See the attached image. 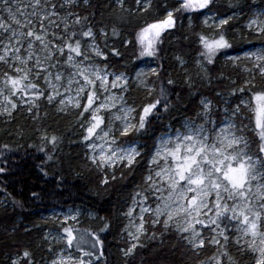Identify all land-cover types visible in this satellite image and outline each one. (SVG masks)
<instances>
[{
  "label": "snow or ice",
  "instance_id": "1",
  "mask_svg": "<svg viewBox=\"0 0 264 264\" xmlns=\"http://www.w3.org/2000/svg\"><path fill=\"white\" fill-rule=\"evenodd\" d=\"M115 3L130 15L152 17L137 24L132 39L120 41L121 47L135 49L137 61L157 59L167 33L184 20L189 26L197 20L206 31L196 33L194 63L204 76L207 66L224 58L248 78L231 90L233 99L222 108L201 98L193 116L178 127L169 125L151 145L141 143L161 109L170 111L174 80H161L160 66L110 71V58L124 54L109 48L108 32L94 31L89 17L77 11L90 0H0V119L11 122L25 111L39 120L42 105L75 112L87 159L103 173L105 186L118 172L123 179L144 162L124 214L129 221L125 256L143 247L144 239L155 240L159 227L161 237L174 235L197 255L213 248L208 264H239L237 256L246 257L245 264H264V87L256 85L257 77L264 80V0L259 5L227 0L225 12L216 0H132L134 6L126 9L127 0ZM254 7L259 10L253 12ZM112 35L120 33L113 28ZM175 59L187 70L181 56ZM185 82L194 87L190 76ZM134 89L144 91V102L129 99ZM40 140L38 151L52 162L60 138L45 131ZM3 149L11 151L7 144ZM7 170L4 157L0 174ZM32 196L39 198L36 192ZM79 215L70 210L55 217L59 230L44 239L51 236L59 247L50 242L47 264H99L103 258L102 233L109 224L85 234L74 226ZM10 264L36 261L24 249Z\"/></svg>",
  "mask_w": 264,
  "mask_h": 264
},
{
  "label": "trees",
  "instance_id": "2",
  "mask_svg": "<svg viewBox=\"0 0 264 264\" xmlns=\"http://www.w3.org/2000/svg\"><path fill=\"white\" fill-rule=\"evenodd\" d=\"M172 2L173 0H169V3ZM216 2L220 6L219 11L227 10V0ZM128 5L132 6V0H127L125 9ZM77 11L89 17L94 31L104 28L108 32L109 48L118 47L124 54L123 59L110 58L114 68L123 70L127 66L131 69L133 64L140 65L151 59L156 67L160 66L162 69L161 80L172 79L175 82L171 86L170 111L164 112L161 109L159 118H153L142 143L151 145L164 128L169 125L178 127L185 118L193 116L200 97L210 98L219 104L217 92L226 100H232L231 90L241 86L230 85L224 80L222 77L235 75L217 62L207 66L208 85L200 78L199 69L194 63L195 56H198L196 33L200 32L196 20L193 28H185L182 23L174 31L167 33L157 59L137 61L135 49L131 46L121 47L120 41L132 39L136 29L132 26L138 22L140 24L144 18L151 19V16L146 18L124 13L125 10L115 5L113 0H90L89 7H81ZM113 28L120 35L113 36ZM229 35L231 36V32ZM97 42L104 48L103 37L98 35ZM176 56H181L187 62V70L177 63ZM188 76L192 78L193 88H189L185 82ZM256 85L258 88L264 87V83L258 79ZM138 101L144 102L145 98L138 96ZM45 131L49 136L56 135L60 138L52 162L46 160L45 153L38 151L42 143L40 135ZM79 134L74 121L68 125L63 119H53L46 105L41 106L39 120L20 112L15 114L11 122L0 120V154H3L0 159L7 157L8 163V170L0 174V194L4 195L7 203L4 208L0 207V264L5 257L16 256L24 249L33 253L34 260L41 258L43 253L34 249V227L39 224L40 214L68 208L81 212L83 220L88 223L81 227L85 234L99 232L105 222L109 224L108 231L102 233L105 240L104 256L99 264H201L202 261L208 264L213 248L201 250L197 255L174 235L161 237L159 227L155 240L145 242L143 247H138L130 256L122 255L121 249L127 246L120 239L125 224L123 213L141 182L144 162L136 170L126 171L123 179H120L118 172L117 179L105 186L101 184L103 174L95 170L84 157ZM5 144L11 148L10 152L3 149ZM48 147L50 149L51 146ZM33 192L39 194L38 199L32 196ZM91 215L93 218H89ZM29 225L33 228L27 230L25 226ZM236 258L239 264H245L247 260L246 257Z\"/></svg>",
  "mask_w": 264,
  "mask_h": 264
},
{
  "label": "rangeland",
  "instance_id": "3",
  "mask_svg": "<svg viewBox=\"0 0 264 264\" xmlns=\"http://www.w3.org/2000/svg\"><path fill=\"white\" fill-rule=\"evenodd\" d=\"M114 1V3H115V0H113ZM249 2H250V0H249ZM256 3H257V5H259L260 4V0H256ZM115 5H116V3H115ZM134 5L132 4V6L131 5H128V7L127 8H129V7H133ZM119 7V6H118ZM120 8V7H119ZM259 10V8L258 7H254L253 8V12H255V11H258ZM246 12H247V9H246ZM124 13H128L127 11H124ZM129 14V13H128ZM244 15V13H240V12H237V16L238 17H242ZM133 16H146V18H147V15H141V14H139V13H137L136 15H133ZM201 19H203V18H201ZM145 20H147V19H145L144 18V20H142L141 22H140V24H142ZM241 23L243 22V21H240ZM183 24H184V26H185V28H193L194 27V21H192V23H191V26H189V21L188 20H184L183 22H182ZM196 23H197V25H198V28H199V31L201 32V31H206L204 28H203V26H202V24L200 23V21H197L196 20ZM137 24H139V22L137 23ZM137 24H135V25H133L132 26V28L133 29H135L136 28V26H137ZM179 25V24H178ZM177 25V26H178ZM175 30V29H174ZM174 30H172V31H174ZM237 31H239V29H237ZM98 36V35H97ZM98 43V42H97ZM246 47H248V48H251V45L249 44V45H246ZM197 59V56H195V60ZM217 63L219 64V65H222V66H224V67H226L231 73H232V75L234 74L235 76H233V77H228V78H226V76L225 77H222V78H224V80H227L228 82H229V84L230 85H236V84H238V85H241V82H242V80L243 79H246V78H248L247 77V73H245L243 70H242V68H235V67H233L231 64H229L224 58H221L219 61H217ZM113 65V64H112ZM148 66H152V67H156V65H155V63L151 60V59H147L146 61H144V62H142L140 65H139V68L137 69V70H139L140 68H143V69H145V70H147V67ZM199 69V68H198ZM110 71H116V70H118V69H116V68H114V66L113 67H111L110 69H109ZM199 74H200V78L204 81V83L206 84V85H208L209 84V78H208V73H207V77H205L204 76V73H202L201 71H200V69H199ZM133 75H134V73H133ZM224 74H222V76H223ZM257 79L258 80H260V81H262L263 83H264V80H261L259 77H257ZM256 79V80H257ZM232 81H236V84H233L232 83ZM240 83V84H239ZM138 96H142L143 98H145V100H146V96H145V93H144V91L142 90V89H140V90H133L131 93H130V95H129V99L130 100H136L137 102H141V101H138ZM215 96V95H214ZM201 98H207V97H200L199 98V100L201 99ZM208 99H210V98H208ZM199 100H198V104H197V109H196V111H198V105H199ZM213 101V100H212ZM224 101H226V99L225 98H223V97H220V98H218V102H219V104L218 103H216V102H214L213 101V104L214 105H216V106H218V107H220V108H222L223 106H224ZM228 101H231V100H229L228 99ZM46 107H47V110L48 111H50V113H51V115H52V117H53V119H57V120H61V119H63V120H65L66 122H67V124L69 125L70 123H72V121H74V124H75V126H76V130L77 131H79L80 132V137H79V144L82 146V149H83V152H84V157L86 158V160L89 162V160L87 159V156H86V153L88 152V149L84 146V144L82 143V141H81V130L79 129V127H78V125H77V122H76V115H75V112H69V113H60V112H57L56 111V109H55V107H52V106H47L46 105ZM20 113H23V114H25V115H28V116H31L30 114H28L27 112H25V111H21ZM0 120H2V121H4L3 119H0ZM168 128H164V130H162V132L163 131H165V130H167ZM161 133H159V134H157L156 135V137H158L159 135H160ZM153 142V141H152ZM142 143V142H141ZM90 163V162H89ZM92 166V165H91ZM95 170H97V171H99L98 169H96L94 166H92ZM100 172V171H99ZM101 173V172H100ZM103 174V173H102ZM103 176V175H102ZM135 191H136V188H135V190H134V192H133V194H132V196L134 195V193H135ZM132 196H131V198H130V200L128 201V204L126 205V208H125V211H124V213H123V216H124V218H125V224H124V227H123V229H122V231H121V240H123L125 243H126V239H127V233L124 231V229H125V226L128 224V218L124 215L127 211H128V209L132 206ZM7 205V203H6V201H5V199H4V195H1L0 194V207L1 208H4L5 206ZM70 210H76V209H71V208H68V209H65V210H57V209H54V210H50V211H48V212H46V213H42V214H40V216H39V224H37L35 227H34V230H36V233L34 234V236H35V239H36V242H35V245H34V249L36 248L37 250H40L42 253H43V256L40 258H38V259H36L35 261H36V264H47V259H49V253L47 252V249H48V247L50 246V242H51V246H54V247H59V246H57V245H55V242L54 241H51V236H49L48 237V240H45L44 239V237H45V235L46 234H48V233H52V234H55L58 230H59V221H57L56 219H55V217L56 216H59V217H63V215L65 214V213H68ZM139 211V209H137V212ZM79 213H80V215H79V217H78V220H79V222L78 223H76L74 226L77 228V229H79V231L80 232H82L81 231V227L82 226H84L85 224L86 225H88V223L87 222H85L84 220H83V217H82V214H81V212L79 211ZM136 213H134V215H135ZM89 218H93L92 217V215L91 216H89ZM25 228L27 229V230H29V229H32L33 227L32 226H25ZM134 230V229H133ZM149 241H151V240H148V239H144V241H143V243H147V242H149ZM183 242V241H182ZM184 243V242H183ZM126 245H127V243H126ZM128 246V245H127ZM126 246V247H127ZM121 253H122V255H124V253L121 251ZM125 256V255H124ZM130 256V255H129ZM16 256L14 255V256H7V257H5L4 259H2V264H10V259L11 258H15Z\"/></svg>",
  "mask_w": 264,
  "mask_h": 264
}]
</instances>
